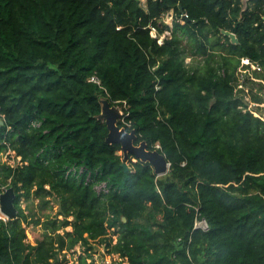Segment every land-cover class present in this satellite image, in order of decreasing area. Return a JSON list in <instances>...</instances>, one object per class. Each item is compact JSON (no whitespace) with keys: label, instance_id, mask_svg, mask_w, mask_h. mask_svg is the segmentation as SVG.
<instances>
[{"label":"trees","instance_id":"1","mask_svg":"<svg viewBox=\"0 0 264 264\" xmlns=\"http://www.w3.org/2000/svg\"><path fill=\"white\" fill-rule=\"evenodd\" d=\"M103 99L166 174L106 141ZM262 104L264 0H0V153L21 157L0 161V264H105L94 243L114 264H264Z\"/></svg>","mask_w":264,"mask_h":264},{"label":"water","instance_id":"2","mask_svg":"<svg viewBox=\"0 0 264 264\" xmlns=\"http://www.w3.org/2000/svg\"><path fill=\"white\" fill-rule=\"evenodd\" d=\"M223 33L231 38L233 43H238V38L235 33L223 30ZM122 116L121 109L117 106H111V103L107 99L102 100V113L99 118L105 119L109 133L106 141L110 144L119 143L122 146L124 153V160H127L130 155H134L137 159L144 162H149L155 173L159 176L166 174L169 171L170 163L166 159L165 155L159 150L148 149L146 141H142L140 144H135L137 139L136 131L133 129L127 131L124 127H120L118 124L119 118ZM0 123H4L1 120ZM125 170H128L127 163H123ZM16 192L14 187H9L0 194V207L1 212L7 218H15L18 210L15 206Z\"/></svg>","mask_w":264,"mask_h":264},{"label":"built area","instance_id":"3","mask_svg":"<svg viewBox=\"0 0 264 264\" xmlns=\"http://www.w3.org/2000/svg\"><path fill=\"white\" fill-rule=\"evenodd\" d=\"M187 17H188V15L184 14V18H187ZM162 41H163V37L160 38L159 42L162 43ZM241 65L244 67H242V66L240 67V69H239L240 72H246V71L250 72L252 70L261 71V69H262V67L258 63L251 61L249 58H243L241 60ZM251 66H252V68H251ZM90 81L101 84L100 79L96 75L91 76ZM121 112H122V116H123L124 112L122 110H121ZM1 120H3V119L0 117V121ZM30 125H31V127H38L41 125V121L33 119V120H31ZM4 153L6 156H10V159L6 160L5 162H7L8 164H10L12 166H15L21 160V157L20 156L16 157L15 151L11 150L10 148H8L7 151H5ZM83 173L86 174V179H87V181L90 182L92 180V176H91L92 174L90 171H87V169L83 166L73 165L71 167H68L66 175L67 176L72 175V176L80 177ZM110 189H111V187L106 181L99 182L95 185V190L97 191L98 194H107L110 191ZM2 190L5 191V188L3 187ZM2 192H0V194ZM0 218H3V219L7 218L1 212V207H0ZM208 227L209 226H208L206 219H197L195 224H194V229L201 228L203 230H207ZM103 262L105 264H112V262H110L108 260L107 261L103 260Z\"/></svg>","mask_w":264,"mask_h":264},{"label":"rangeland","instance_id":"4","mask_svg":"<svg viewBox=\"0 0 264 264\" xmlns=\"http://www.w3.org/2000/svg\"><path fill=\"white\" fill-rule=\"evenodd\" d=\"M173 13L171 12L170 14H168L166 16V22L171 24L172 21H173ZM188 62L191 61V58H188L187 59ZM242 66V65H241ZM244 67V66H242ZM250 67V66H249ZM252 68V66H251ZM254 107V106H257V104L255 103H251L250 104V107ZM261 106H264V104H262ZM257 114V113H256ZM10 159V156H6L4 152L0 153V161L1 162H4L6 160ZM12 159V158H11ZM11 161V160H10ZM5 192V191H3ZM37 200L35 201V204L34 205H31L30 208L33 209L35 212L38 210V207H37ZM27 203H23V207H26ZM57 206L54 207V210H56ZM50 212V210H48ZM38 212V211H37ZM42 228L40 226H36V227H33V226H30L28 229H27V233H28V239L30 242H32L33 244L36 242V240L40 239L42 237ZM116 237V236H114ZM96 249H97V254L95 255V258L98 260V262H102L103 260L105 261H110L114 264L115 260L118 259V255H113V254H107V250L104 249L102 246H100L99 244L97 243H94ZM82 252V249L80 247H77V251L76 253H68L67 254V257L71 259V262H73L75 259H77V256ZM89 262H91V259L89 260Z\"/></svg>","mask_w":264,"mask_h":264}]
</instances>
